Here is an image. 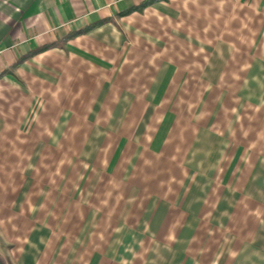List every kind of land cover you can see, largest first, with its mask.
I'll list each match as a JSON object with an SVG mask.
<instances>
[{"label":"crops","instance_id":"obj_1","mask_svg":"<svg viewBox=\"0 0 264 264\" xmlns=\"http://www.w3.org/2000/svg\"><path fill=\"white\" fill-rule=\"evenodd\" d=\"M0 264H264V0H0Z\"/></svg>","mask_w":264,"mask_h":264},{"label":"trees","instance_id":"obj_2","mask_svg":"<svg viewBox=\"0 0 264 264\" xmlns=\"http://www.w3.org/2000/svg\"><path fill=\"white\" fill-rule=\"evenodd\" d=\"M148 4H149V3H145V4L141 5L138 9L142 10V9H143L144 7H146ZM104 22H105V20H104V21H101V22L99 23V25L102 24V23H104ZM95 26H96V25L88 26V27L82 29L80 32H86V31L92 29V28L95 27Z\"/></svg>","mask_w":264,"mask_h":264}]
</instances>
